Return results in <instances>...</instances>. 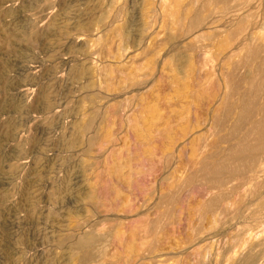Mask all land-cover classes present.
Instances as JSON below:
<instances>
[{
	"label": "rangeland",
	"instance_id": "1",
	"mask_svg": "<svg viewBox=\"0 0 264 264\" xmlns=\"http://www.w3.org/2000/svg\"><path fill=\"white\" fill-rule=\"evenodd\" d=\"M263 64L264 0H0V264H264Z\"/></svg>",
	"mask_w": 264,
	"mask_h": 264
},
{
	"label": "bare ground",
	"instance_id": "2",
	"mask_svg": "<svg viewBox=\"0 0 264 264\" xmlns=\"http://www.w3.org/2000/svg\"><path fill=\"white\" fill-rule=\"evenodd\" d=\"M44 20V19H43ZM264 65V64H263ZM264 67V66H263ZM263 69V68H262ZM250 79V78H249ZM263 81V80H262ZM263 83V82H262ZM264 84V83H263ZM262 86V85H261ZM248 91L249 94L252 96V103L250 105H254V103H257L260 98H261V92L264 91V88L260 89V84L257 78H252L248 82ZM26 92V90H25ZM25 94V93H24ZM263 94V93H262ZM248 96V95H247ZM251 98V97H250ZM249 99V98H248ZM261 104V103H259ZM263 107H264V102H263ZM264 110V109H263ZM264 113V112H263ZM257 121V120H256ZM87 129V128H86ZM247 140L249 141L248 147H251L253 152L257 147L262 145L264 143V118L260 121H257L254 123V126L252 129L249 131L247 135ZM245 140V141H247ZM247 146V145H246ZM263 147V146H262ZM258 150V149H257ZM256 153V152H255ZM83 239V238H82ZM88 245L87 239L84 241H80L78 243V246L80 247H85Z\"/></svg>",
	"mask_w": 264,
	"mask_h": 264
}]
</instances>
